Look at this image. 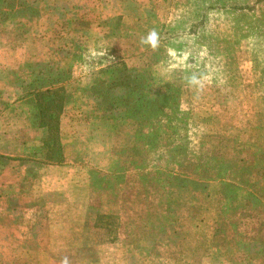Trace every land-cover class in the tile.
<instances>
[{"label":"rangeland","instance_id":"374dc122","mask_svg":"<svg viewBox=\"0 0 264 264\" xmlns=\"http://www.w3.org/2000/svg\"><path fill=\"white\" fill-rule=\"evenodd\" d=\"M196 1L0 0V98L37 86L65 84L56 90L57 94L64 91L68 105L58 136L64 139L69 161L65 167L50 166L40 148L45 133L25 140L27 150L8 172L23 194L19 195V186L14 191L11 185L12 195L0 199V264H62L65 257L68 264H228L214 251L222 246V238L213 234L222 191L226 197L231 191L216 182L205 186L200 181L195 200L202 207H196L200 211L195 227L185 223L181 229L175 225L153 235L149 227H139L141 231L131 235V225L154 219V214L126 213L124 198L107 201L110 195L98 186L104 180L99 173L89 174L88 168L107 162L109 127L69 103L71 94L83 91L79 98L83 104L91 100L113 112V108L128 110L136 98L141 103L140 116H149L154 146L150 164L157 167L180 158L184 165L208 160L211 166L222 164L228 169V164L248 166L256 160V177L264 184V34L257 39L234 33L236 21L223 9L225 0ZM237 1L242 3L233 2ZM196 7L206 11L203 22L194 17ZM152 33L154 42L149 39ZM72 34L79 35L78 44L88 40L84 50L62 43V37ZM27 54L33 57L27 59ZM106 67L113 69L111 77L116 82L92 86L90 78ZM82 72L85 77H78ZM70 75L74 80L65 81ZM108 113L102 111V115ZM160 116L167 121L165 130H160ZM174 116L183 120L177 127ZM3 124L5 115L0 118L1 128ZM27 128L16 118L12 130L22 138L33 131ZM159 136L165 143L163 154ZM115 137L118 161H125V136ZM80 138L85 150H77L72 143ZM220 173L217 168L210 172L213 178ZM197 174L198 178L205 175ZM90 185L103 194L95 196ZM205 192L208 197L202 199ZM208 251L212 259L204 255ZM258 264H264V258Z\"/></svg>","mask_w":264,"mask_h":264},{"label":"trees","instance_id":"16d2710c","mask_svg":"<svg viewBox=\"0 0 264 264\" xmlns=\"http://www.w3.org/2000/svg\"><path fill=\"white\" fill-rule=\"evenodd\" d=\"M233 1L225 0L222 2V7L228 10L230 16L236 21L234 33H238L237 35L242 38H261L262 34H264V0H242L241 4L238 1L235 4ZM212 8L213 4H210L209 10H212ZM205 12L202 7H196L194 17L197 18L198 22L204 21V15H207ZM72 27L74 28V26ZM256 33H259V35H255ZM77 38H79V35L72 34L67 39L62 37L61 40L64 45H69V49L84 50L83 46L88 40L85 38L78 44ZM29 57H33V55L29 54L27 59ZM48 57L47 53V60L45 61H48ZM27 59L25 64L28 62ZM80 61H82L81 58ZM107 67L101 69L98 73L96 72L98 74L96 78H90V81L93 82L92 86L102 81V85L108 87V83L111 86L116 82L111 77L113 69L109 71ZM112 67L108 68L111 69ZM80 70L82 71V68ZM85 70L92 71L90 68L83 69V71ZM73 77V75H70L65 81H73ZM78 77H85L84 72ZM62 85L65 84L52 83L45 86H37L14 97L0 98V118L1 115H5V125L3 124V127H0V144L5 142L8 145L7 142H10L9 144L14 142L17 148L15 155L0 153V167H3V169L0 168V199L12 195L11 185L14 191L19 186V183L8 172L13 169L14 163L19 161V157H22V151L24 154L25 150H27L25 148V140L28 138L33 139L35 135L37 137L39 133H45L41 139L40 148L45 150L46 160L51 167H65L64 163L67 158L64 139L63 137L62 139L61 137L59 138L58 132L60 119L68 105L66 104L64 91L60 94L56 93L57 87L61 88ZM76 92L77 95H70L71 100H69V103L71 104L72 102L71 106L81 108L89 119L105 121L109 127L106 133V135H109L108 139L110 141L107 162L101 167L88 168L89 174L95 175V172L100 174L101 179L104 180L102 181L104 186H98L110 195L107 201L110 200L111 203H116L121 198L127 201L122 206L126 213H143L148 217L154 214V219H142L140 225H131V229H129L131 235L134 230L141 231L139 227L142 230L149 227L151 235L161 228L164 231H168L171 226L175 225L181 229L185 223L192 224V227H195L194 220L197 219V214L202 207V205H199V199L195 200V196L198 193L197 190L195 191L196 184L201 183L200 181H205L202 183L207 186V183L216 182L226 186V190L231 191L228 197H226L224 190L222 191L223 203L220 206L218 219L214 224L213 235L222 238V246H219L216 250L213 247L217 256L220 254L221 260H225L228 264H258L264 258V184L261 185V178L258 179L256 177L258 161L254 160L248 166L232 163L228 164V169H225L222 164L211 166L208 160L201 161V163L187 161L184 165L181 159L174 158L178 157L174 155V159L172 158L171 162L159 164L156 167L150 164L149 161V154L154 149L153 144L150 142L152 136H150L149 122H147L149 121L147 119L149 116L146 119L144 118V113L143 116H140L142 109L139 105L141 103L136 98L132 101L131 99L129 100L131 102L128 105V110H116L113 108L112 112V108L107 107L105 109L91 100L87 102V105L83 104L79 100L83 96V91L80 94H78V91ZM93 97H96V94ZM103 110H107L109 113L102 115ZM7 114L8 116L6 117ZM16 118L21 119L23 124L33 131L23 134L22 138L21 136H16V133L12 130V127L15 126ZM159 118L163 120L160 122V130H165L167 121L164 117L160 116ZM33 120L35 122H32ZM182 121L181 117L174 116V127L179 126ZM6 125L11 126V128L7 129ZM183 125L185 128L187 127V120ZM32 127H35L36 130L32 129ZM121 133L125 136V147H123V153L126 154L125 161H118V147L114 144L116 142L115 136L119 137ZM161 134L164 133L162 132ZM81 139H74L72 142L76 145L77 150H85L84 141ZM158 139L159 143L163 144L162 136L157 137V141ZM112 141L114 145L111 146ZM164 144L160 148L162 154L165 151ZM173 147L174 149L177 147L176 143L173 144ZM185 148L190 150V152H195L193 155L198 157L195 150L188 147ZM178 149L179 147L174 151ZM219 157L222 158L221 155ZM110 160L112 161L110 162ZM184 168L188 169L191 175L185 173ZM212 168L219 169L224 175L222 174V176L220 173L218 174L220 176L213 178L210 174ZM198 171L205 175L198 178L199 174L195 175ZM198 179L199 182H197ZM90 190L97 197L103 194L97 191L96 186L91 187L90 185ZM21 191L22 189L19 186L20 196L23 194ZM206 197H208V192L203 194L202 199ZM134 224H138V222ZM157 225L159 226L158 228ZM21 231L25 230L21 227ZM185 235L182 236V240H184ZM258 244L261 246L259 249L256 248ZM210 250L213 251L212 249ZM204 255L207 258L211 257V259L214 257L210 251Z\"/></svg>","mask_w":264,"mask_h":264},{"label":"crops","instance_id":"0c3cea01","mask_svg":"<svg viewBox=\"0 0 264 264\" xmlns=\"http://www.w3.org/2000/svg\"><path fill=\"white\" fill-rule=\"evenodd\" d=\"M16 149H17L16 145L13 146V145H10V144H8V145L4 144V145L0 146V153L8 154V155H15L16 154ZM68 164H69V161L66 159L65 163H64V166H68ZM73 164H75V163H73ZM81 164L84 166V163H79L78 165L82 166ZM71 165L72 164H70V166ZM60 246H65V245L63 243V244H60Z\"/></svg>","mask_w":264,"mask_h":264},{"label":"clouds","instance_id":"9594fccd","mask_svg":"<svg viewBox=\"0 0 264 264\" xmlns=\"http://www.w3.org/2000/svg\"><path fill=\"white\" fill-rule=\"evenodd\" d=\"M150 40H152L153 42L155 41V33H152L149 37ZM62 264H68V260L67 257H65L62 261Z\"/></svg>","mask_w":264,"mask_h":264}]
</instances>
